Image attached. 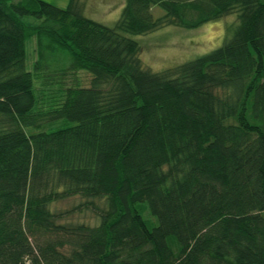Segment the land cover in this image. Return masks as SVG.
I'll return each instance as SVG.
<instances>
[{
    "label": "trees",
    "instance_id": "trees-1",
    "mask_svg": "<svg viewBox=\"0 0 264 264\" xmlns=\"http://www.w3.org/2000/svg\"><path fill=\"white\" fill-rule=\"evenodd\" d=\"M79 1L0 0V264H264V0H125L113 26ZM230 14L219 48L142 66L131 36ZM73 197L98 224L59 221Z\"/></svg>",
    "mask_w": 264,
    "mask_h": 264
},
{
    "label": "rangeland",
    "instance_id": "rangeland-1",
    "mask_svg": "<svg viewBox=\"0 0 264 264\" xmlns=\"http://www.w3.org/2000/svg\"><path fill=\"white\" fill-rule=\"evenodd\" d=\"M43 1L61 9H65L69 3V0ZM124 2L125 0H80L79 6L87 18L106 26H113L121 14ZM151 12L154 18L164 15L158 7H153ZM236 23V15L230 14L197 29L188 30L168 26L131 37L139 43L141 48L139 59L142 66L152 72H162L219 48L230 33V26ZM25 49L26 70L33 72V63L37 60L35 40H28ZM76 75L81 86L89 85L90 76L87 73L79 72ZM35 88H39L37 81ZM83 203L82 198L73 197L53 203L51 209L61 215L59 221L62 223L95 226L98 224L97 213ZM94 205L99 208L104 207L101 199L94 200Z\"/></svg>",
    "mask_w": 264,
    "mask_h": 264
}]
</instances>
